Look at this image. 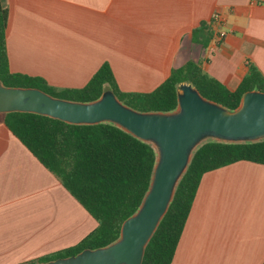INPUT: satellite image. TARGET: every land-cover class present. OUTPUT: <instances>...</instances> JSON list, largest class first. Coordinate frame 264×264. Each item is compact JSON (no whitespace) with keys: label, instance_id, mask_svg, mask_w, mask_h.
I'll return each mask as SVG.
<instances>
[{"label":"crops","instance_id":"0c3cea01","mask_svg":"<svg viewBox=\"0 0 264 264\" xmlns=\"http://www.w3.org/2000/svg\"><path fill=\"white\" fill-rule=\"evenodd\" d=\"M12 73L85 87L109 63L122 92L149 93L189 61L229 90L264 75V0H0ZM223 19L219 41L211 18ZM212 31L207 46L192 32ZM98 227L60 181L0 124V264L72 248ZM172 264H264V165L206 173Z\"/></svg>","mask_w":264,"mask_h":264},{"label":"trees","instance_id":"16d2710c","mask_svg":"<svg viewBox=\"0 0 264 264\" xmlns=\"http://www.w3.org/2000/svg\"><path fill=\"white\" fill-rule=\"evenodd\" d=\"M8 12L0 1V82L6 87L39 89L62 100L92 103L110 88L125 106L140 113H171L178 107L177 88L191 84L203 98L236 110L250 91L264 93V75L254 65L231 91L189 61L149 93L122 92L109 63H104L81 89H56L40 77L10 71L7 52ZM212 31L206 23L193 30L195 43L206 47ZM22 144L96 220L98 227L76 246L31 261L47 263L86 249L105 248L120 239L123 223L137 213L146 197L157 162L152 145L113 124L71 125L31 113L0 114ZM264 165V140L224 143L209 140L193 153L169 209L148 243L142 264H172L202 177L238 162Z\"/></svg>","mask_w":264,"mask_h":264},{"label":"water","instance_id":"95a60500","mask_svg":"<svg viewBox=\"0 0 264 264\" xmlns=\"http://www.w3.org/2000/svg\"><path fill=\"white\" fill-rule=\"evenodd\" d=\"M171 113H140L122 104L110 88L97 101L79 103L34 88L0 82V114L31 113L71 125L113 124L157 152L150 189L136 214L122 225L120 239L105 248L38 264H142L145 249L166 215L193 153L206 140L253 143L264 140V93L247 92L230 111L206 100L191 84L177 88Z\"/></svg>","mask_w":264,"mask_h":264},{"label":"built area","instance_id":"2783aa9c","mask_svg":"<svg viewBox=\"0 0 264 264\" xmlns=\"http://www.w3.org/2000/svg\"><path fill=\"white\" fill-rule=\"evenodd\" d=\"M223 19L220 14L215 13L211 18V24L212 27L215 28L216 31V38L219 39V41H222L227 36V33L225 31H220L219 28L223 25Z\"/></svg>","mask_w":264,"mask_h":264},{"label":"rangeland","instance_id":"374dc122","mask_svg":"<svg viewBox=\"0 0 264 264\" xmlns=\"http://www.w3.org/2000/svg\"><path fill=\"white\" fill-rule=\"evenodd\" d=\"M207 141H209V140L204 141L202 144L206 143ZM202 144H201V145H202Z\"/></svg>","mask_w":264,"mask_h":264}]
</instances>
